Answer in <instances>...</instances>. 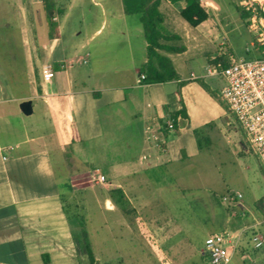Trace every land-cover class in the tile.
<instances>
[{
    "label": "crops",
    "instance_id": "0c3cea01",
    "mask_svg": "<svg viewBox=\"0 0 264 264\" xmlns=\"http://www.w3.org/2000/svg\"><path fill=\"white\" fill-rule=\"evenodd\" d=\"M43 1L29 0L38 19ZM17 2L20 19L27 20L23 0ZM53 2L55 30H47L44 49L37 46L35 31L21 22V44L11 51L13 58L15 50L23 48L27 90L14 91L19 76L7 72L0 60V264H109L102 229L108 228V236L118 244L143 243L148 237L145 220L150 227H161L157 216L142 218L152 212V182L198 157L204 150L201 140L211 145L214 129L227 118L221 86L207 81L220 78L207 76V67L222 56L208 57L204 72L197 74L185 60L176 59L187 53L186 47L182 53L166 54L178 77L149 83L141 71L147 62L144 39L129 44L123 70L119 55L106 48L100 56L93 55L100 63L95 70L85 72L74 66L89 62V53L81 55L85 44L69 52L62 39L60 20L71 18L74 0L66 6ZM165 2L179 16L185 7L184 2ZM106 26L103 20L89 41ZM195 29L206 38L214 35L213 28ZM8 38L0 33V43L7 45ZM48 70L53 76L45 79ZM94 74L100 77L94 79ZM29 99L33 113L26 116L19 105ZM71 124L78 140H72ZM96 170L106 183L95 182ZM136 227L141 237L135 235ZM125 251L118 245L112 260L133 257Z\"/></svg>",
    "mask_w": 264,
    "mask_h": 264
},
{
    "label": "rangeland",
    "instance_id": "374dc122",
    "mask_svg": "<svg viewBox=\"0 0 264 264\" xmlns=\"http://www.w3.org/2000/svg\"><path fill=\"white\" fill-rule=\"evenodd\" d=\"M56 1L61 6H66L68 2ZM209 1L211 4L207 10L212 17L209 28L214 29V35L207 34L208 38L199 30L190 27L177 12L173 14L169 11L170 6L165 0H162L161 4V11L165 15L164 29L180 35L181 40L177 44L188 49L186 54L176 56V59L185 60L188 69L194 70L197 74L204 72L208 57L222 56L225 60L239 62L255 55L246 52V48H251L253 37L248 31L247 18H241L243 9L239 5V0ZM17 3V0H0L2 13L0 33L9 37L7 45L0 43V60L7 72L19 76L14 81V91L21 93L28 88L27 68L22 61L23 48L20 47V51L15 50V57L10 56L14 45L18 48L21 44V22H24V27L29 24L35 31L37 46L41 50L47 42L46 35L50 27L44 7L39 9L41 16L38 19L31 10L29 0H23V12L26 13L27 19L25 20L19 17ZM96 3H103V6ZM74 4L75 9L71 18L66 22L60 20L63 43L69 52L74 45L85 44L81 55L84 58L87 53L90 55L89 62L75 63L74 66L85 72L94 71L100 63L92 60L93 55L100 56L103 49L111 48L119 55L120 70L127 67L129 44H138L139 41L143 43L145 39L138 16L125 13L122 0H74ZM103 8H106V15ZM110 8L113 9L111 12ZM169 13L173 14L171 22ZM103 20H107L106 28L104 27L103 32L89 41L88 38L100 27ZM111 30L115 33L112 37ZM79 32L81 34L78 37L75 33ZM99 77L100 75L94 74V79ZM207 81L210 84L216 83V87L223 86L221 78ZM222 105L227 116V108ZM36 116L37 112L25 119L30 121ZM206 143L205 140H201L204 150L192 162L177 165L174 171L166 172L164 178L152 182L151 191L154 193L151 201L152 212L145 213L142 218L147 216L150 220L149 216H157L155 218L161 227H150L149 221L145 220L148 237H145L143 243L124 241L118 244L115 238L108 236V228L102 229L103 237L108 238L104 244V256L108 257L106 263L208 264L207 256L202 253L206 239L210 235L233 229L232 223L238 220L234 218V214H246L250 211V218H244L243 224L252 223L253 219L264 221V209H257L258 203L264 198V170L258 158L249 149L238 125L230 123L227 118L222 119L220 125L214 129L211 145L208 146ZM95 182L98 183L96 180ZM229 192L241 194V201L237 204L222 202V197ZM258 228L264 231V222ZM135 235L137 237L143 235L138 227L135 229ZM118 245L130 251L133 257L126 261L112 260ZM252 263L264 264V248L253 250L251 245L244 244L241 252L230 264Z\"/></svg>",
    "mask_w": 264,
    "mask_h": 264
},
{
    "label": "built area",
    "instance_id": "2783aa9c",
    "mask_svg": "<svg viewBox=\"0 0 264 264\" xmlns=\"http://www.w3.org/2000/svg\"><path fill=\"white\" fill-rule=\"evenodd\" d=\"M239 5L248 13V31L253 37L251 48H246V52L255 55L239 62L231 60L226 67L221 63L209 65L207 76L223 80L219 96L227 108V120L238 125L264 170V0H239ZM52 76L51 70L44 73L45 79ZM141 78L145 79V76ZM173 127L172 122L167 123L169 130ZM95 173L98 183L106 182V177L99 170ZM241 199V194L229 192L222 197V202L237 204ZM263 222L253 219L252 223L210 235L202 252L207 256L208 264H230L244 244L251 245L253 250L263 249L264 231L258 228Z\"/></svg>",
    "mask_w": 264,
    "mask_h": 264
},
{
    "label": "trees",
    "instance_id": "16d2710c",
    "mask_svg": "<svg viewBox=\"0 0 264 264\" xmlns=\"http://www.w3.org/2000/svg\"><path fill=\"white\" fill-rule=\"evenodd\" d=\"M171 3L184 2L185 7L181 10V18L191 27H204L206 29L212 23V17L208 12L209 0H167ZM162 0H123L124 10L127 14L139 16L143 28L144 38L147 43V62L142 66L141 71L147 75V82L158 83L174 80L178 77L173 64L166 54H177L185 51V46L178 45L180 36L176 33L168 32L164 29V15L160 11ZM43 5L46 16L49 19L50 30H55L52 22L53 16H49V11H55L53 0H44ZM241 18H248V13L241 10ZM221 63L223 67L229 65L230 61L222 58L216 59L212 65ZM174 120V119H172ZM73 133L72 140H78V132L74 124H71ZM258 210L264 209V198L257 205ZM129 214L128 211H124ZM238 219L232 223L233 228L240 227L244 218H250V214H239L234 216ZM91 255V253H90ZM93 260V257H91Z\"/></svg>",
    "mask_w": 264,
    "mask_h": 264
},
{
    "label": "water",
    "instance_id": "95a60500",
    "mask_svg": "<svg viewBox=\"0 0 264 264\" xmlns=\"http://www.w3.org/2000/svg\"><path fill=\"white\" fill-rule=\"evenodd\" d=\"M53 14V11H49V16ZM20 110L26 116L33 113V101L31 99L22 101L19 105Z\"/></svg>",
    "mask_w": 264,
    "mask_h": 264
}]
</instances>
